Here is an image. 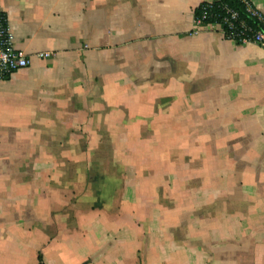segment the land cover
<instances>
[{"label":"crops","instance_id":"1","mask_svg":"<svg viewBox=\"0 0 264 264\" xmlns=\"http://www.w3.org/2000/svg\"><path fill=\"white\" fill-rule=\"evenodd\" d=\"M209 1L0 0V264H264V47Z\"/></svg>","mask_w":264,"mask_h":264},{"label":"built area","instance_id":"2","mask_svg":"<svg viewBox=\"0 0 264 264\" xmlns=\"http://www.w3.org/2000/svg\"><path fill=\"white\" fill-rule=\"evenodd\" d=\"M219 0L206 2V8L203 7L201 16L196 17L193 12V24L195 27L219 28V33L227 40L236 45H257L264 47V17L257 9L247 0H240L245 8L249 18L257 21L256 27L251 26L246 20L241 19L236 11L231 10L226 5L219 6L221 15L213 14L210 11L213 4ZM212 20L211 23L205 24L206 20ZM40 59H47L49 54L40 53L37 55ZM30 60L26 54L17 50L11 43L9 28L5 15L0 13V81L6 80L14 73L27 68Z\"/></svg>","mask_w":264,"mask_h":264},{"label":"trees","instance_id":"3","mask_svg":"<svg viewBox=\"0 0 264 264\" xmlns=\"http://www.w3.org/2000/svg\"><path fill=\"white\" fill-rule=\"evenodd\" d=\"M222 5H226L231 10L236 11L239 14L241 19L246 20L251 26L256 27L257 21L248 17V15L245 12V8H244L243 4L240 2V0H219V2L217 4L212 5V7H211L212 9H210L209 12L216 14V15H221L222 13L219 11L218 7L222 6ZM203 7L206 8L205 3H202L201 6L195 10L194 15L196 17L201 16V14L203 12ZM205 10L208 11L207 8ZM211 22H212V20L207 19L205 21V24L207 25Z\"/></svg>","mask_w":264,"mask_h":264},{"label":"rangeland","instance_id":"4","mask_svg":"<svg viewBox=\"0 0 264 264\" xmlns=\"http://www.w3.org/2000/svg\"><path fill=\"white\" fill-rule=\"evenodd\" d=\"M212 31H216V32H219L220 30H219V28L218 27H215V28H210ZM94 160H96V159H100V155L99 154H94V158H93ZM101 171H98V173H97V175H99V174H102V173H100ZM91 176V175H90ZM95 176V175H94ZM94 176H91V177H94ZM96 186L97 185H94V190L96 189ZM90 187V186H89ZM86 201V200H85Z\"/></svg>","mask_w":264,"mask_h":264}]
</instances>
